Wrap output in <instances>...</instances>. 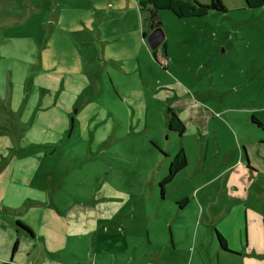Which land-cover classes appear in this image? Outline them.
Listing matches in <instances>:
<instances>
[{
    "label": "crops",
    "instance_id": "0c3cea01",
    "mask_svg": "<svg viewBox=\"0 0 264 264\" xmlns=\"http://www.w3.org/2000/svg\"><path fill=\"white\" fill-rule=\"evenodd\" d=\"M118 4L133 11L134 7H138L136 0H121L101 2L100 9L118 7ZM86 6L88 8L90 5ZM89 17L93 20L94 15ZM150 29H153L151 25ZM101 36L103 33L100 31L99 38ZM149 50L151 52L150 47ZM102 51L100 59L93 64L105 70V65L110 63L113 68L111 72L119 74L122 70L121 59L116 55L106 59L105 49ZM46 63L47 66L41 56L40 65L33 66L34 72L28 75L25 69L21 76L19 72L18 77L11 78L7 93L0 101V120L7 124L0 125V135L8 140L0 145V152L6 155L2 162L7 169V181L0 189V264H192L195 254L198 259L206 260L207 264H220L221 259L230 260V264H250L252 260L256 264H264V247L256 244L252 248L250 241L251 233L258 235L260 221L264 226V212L249 210L248 201L242 196L238 200L236 195H231L226 201L227 205L214 208V203L218 205L216 201H208V197L199 194V187L204 182L213 183L225 170H233L230 177L235 179L242 177L246 171H253L249 167L252 162H249L247 154L250 153L246 145L235 138L233 130L226 123H218L229 132L222 142L218 139L221 129L210 126L203 113L196 114L193 110L191 118L182 116L180 107L175 105L176 97L167 94L170 91L166 87L168 84L165 83L153 94V97L165 101L166 106L171 107L183 123L186 120L187 123L195 121L197 124V127L192 125L189 128V133L196 136L197 152L195 161L191 163V172L187 173L190 164L186 162L161 195L159 182L167 176L173 156L181 149L186 152L182 137L175 144L162 141L163 134L169 133L167 110L163 113V122L160 121L158 126L156 123L150 124L147 104L151 96L136 86L125 89V84L119 83L117 78L114 86L118 88L119 84L117 98L120 103L123 105L126 101L133 104L134 111H128L131 127L126 133L123 132L124 119L121 113L118 114V103L112 98L108 111L100 107L88 120L90 127L86 138L89 146L86 153H80L81 150L76 151L71 144L75 125L73 113L80 108L76 103L83 102L77 84L79 79L87 80L88 70H84L82 64L78 66L74 63L68 64L63 74L54 59L51 62L46 60ZM86 64L90 65L88 62ZM110 78L113 81L114 78ZM177 101L180 106L179 99ZM181 102L184 105L185 102ZM6 114L13 119L12 127L7 123ZM159 114L163 116L162 112ZM243 117L236 120L244 125L248 115ZM256 119L263 128L264 120L261 117ZM225 120L228 122L230 119L226 117ZM105 122H112V126H104ZM258 132H255L256 138H264ZM128 139H131V150L136 153V156L132 155L133 162L138 167V183L135 191L130 192L118 186L117 178L111 179L105 168L103 175L93 172L96 162L93 155L96 153L103 155L104 166L112 162L122 163L123 156L130 154L122 147L123 140ZM153 142L169 156H159ZM228 144L231 149L225 152L222 163L216 164L215 151L222 150ZM208 155H211V160L204 165ZM214 168L222 170L214 172L205 181L197 178L196 184L190 185L189 192L171 196L172 204L179 205L178 209L160 210V200L173 189L171 183L179 185L188 182L199 173L206 174L214 171ZM76 184L79 185L82 201L78 204L74 201ZM96 199L100 210H92V201ZM124 199L129 200L131 210H124L128 204ZM193 203L196 210L191 211L190 227L181 232L176 240L170 220L177 219L183 223L184 210L180 209ZM208 203L211 204L207 207ZM160 217L169 221V237L162 233V225L156 223ZM203 217L205 223L212 224V228L223 235L226 248L221 247L213 237V229L210 237L198 239ZM16 222L24 224L30 232L17 231ZM251 237L256 238L252 234Z\"/></svg>",
    "mask_w": 264,
    "mask_h": 264
},
{
    "label": "rangeland",
    "instance_id": "374dc122",
    "mask_svg": "<svg viewBox=\"0 0 264 264\" xmlns=\"http://www.w3.org/2000/svg\"><path fill=\"white\" fill-rule=\"evenodd\" d=\"M107 1L109 3L121 0H0V101L2 102L1 97L7 93L6 88L9 87L11 78L18 77L19 72L21 76L25 69L28 70V75L34 72L33 66L40 65L41 56L46 66V60L51 62L54 59L63 74L66 73L63 71H66L68 64H82V68L88 70L87 80L79 79L77 84L79 97L83 98V102L76 103L80 107L78 112L73 109L75 125L71 144L76 151L86 153L89 146L86 134L90 127L87 122L100 107L108 111L112 98L118 103V114L121 113L124 119L123 132L126 133L131 127L128 111H134L133 104L126 101L123 105L120 103L117 98L119 84L118 88L114 86L117 78L119 83L125 84V89L136 86L151 96L147 104L148 120L150 124L156 123L157 126L160 121H164V114L171 107L166 106L165 101L153 97V94L166 83V87L170 89L167 94L176 97L175 105L180 107L182 116L191 118L193 110L196 114L203 113L210 126L221 129L218 139L222 142L229 132L223 130L224 127H220L218 123L222 121L233 130L235 138L244 143L250 153L247 156L249 162H252L249 167L253 171H246L242 177L235 179L230 177L233 170L221 172L222 168H214L212 172L199 173L188 182H181L179 185L171 183L173 189L163 200L158 197L162 204L160 210L178 209L179 205L171 202L172 195L189 192L190 185H195L197 178L199 181H205L210 175H214V172H221L220 177L213 183L204 182L203 186L199 187L200 195L208 197V201H216L218 205L214 203V208L227 205L226 201L231 195H236L238 200L242 196V199H247L249 210L252 208L264 212V138L259 140L255 134L259 130L258 134L263 137L264 127L261 128L252 121L253 117H261L264 120V6L249 8L243 0H222L224 11L210 10L201 17L189 18H179L170 10H159L157 20L164 34L165 44L162 43L156 48L158 58L162 60L157 62L149 50L146 36L143 37L142 31H145L146 35L151 31V22L146 13L140 12L137 6L133 11L130 7H120V4L114 8L100 9L101 2ZM198 1L209 3L210 0ZM86 5L90 6L87 8ZM92 15L93 20L89 17ZM100 31L103 37L99 38ZM103 49L106 59L115 55L121 59L122 70L119 74L111 72L113 68L110 63L105 65V70L93 64L100 59ZM90 57L93 59L90 60ZM87 62L90 65H87ZM110 77L114 78L113 81ZM157 81L161 83L158 84ZM14 93L17 94V90ZM181 101L185 102L184 105ZM159 112L164 113L163 116ZM245 115H248L247 123L244 124L246 126L236 120L239 117L244 118ZM6 116L9 127H12L13 119L9 118V114ZM226 117L230 119L228 122ZM248 121H251L250 125ZM198 123L201 125L200 120ZM0 125L7 124L0 120ZM103 125L111 127L112 122H105ZM183 125L185 129L181 132L167 127L169 133L163 134L162 141L175 144L179 138H183L185 156L190 164L187 173H190L191 163L195 161L197 152L196 136L189 133V128L192 125L197 127V124L195 121L187 123L185 120ZM131 139L122 142L123 150L130 153L123 156L122 163L112 162L104 166L103 155H93V160L96 161L94 174L103 175L105 168L111 179L116 177L118 186L129 192L135 191L138 183V167L134 164L132 156H136V153L131 150ZM7 142V137L0 135V145ZM153 145L159 156H169L154 142ZM229 149V144L220 151L216 152L215 149L214 162L222 163L225 152ZM3 156L6 159V155L0 152V189L7 181ZM210 160L211 155H208L204 165ZM78 184L74 187V201L77 204L82 202ZM124 201L128 203L124 210H131L129 200ZM131 204H134V197ZM210 204L208 203L207 207ZM200 208L198 205V209ZM92 210H100L98 199L92 201ZM180 210H184L183 223L177 219L170 220L176 240L181 232L190 227L191 211L196 210V205L193 203ZM156 223L162 225V233L167 237L171 235L169 221L160 217ZM211 229L213 237L217 239L215 228H212V224L205 223L203 217L198 239L210 237ZM251 234L256 238L252 239ZM251 234V247L255 248L256 244L258 247H264V226L261 221L258 235ZM99 240L101 241V237ZM230 262L221 259L220 264ZM192 264L207 262L198 259L195 254ZM250 264L256 263L252 260Z\"/></svg>",
    "mask_w": 264,
    "mask_h": 264
},
{
    "label": "trees",
    "instance_id": "16d2710c",
    "mask_svg": "<svg viewBox=\"0 0 264 264\" xmlns=\"http://www.w3.org/2000/svg\"><path fill=\"white\" fill-rule=\"evenodd\" d=\"M138 9L142 13H146L147 17L151 22L153 28L159 27V21L157 20V14L159 10H170L175 16L179 18H189V17H201L207 14L210 10L224 11L225 6L222 0H210L209 3H202L198 0H136ZM245 5L249 8H259L264 6V0H243ZM146 33L143 32V37ZM165 44V42L163 43ZM151 54L157 62H162L158 58V52L156 49H151ZM253 123L262 127L261 122H259L255 117H253ZM167 125L171 130H177L181 132L184 128L183 122L179 117L170 109H167ZM187 159L183 149L177 152L168 169L167 176L159 182L160 194L163 195L165 187L172 180V178L181 171L186 165ZM16 228L18 230H25L30 232V229L20 222H16ZM216 238L221 247L226 248L227 243L223 235L218 231L214 230ZM17 241L14 244L16 247Z\"/></svg>",
    "mask_w": 264,
    "mask_h": 264
},
{
    "label": "water",
    "instance_id": "95a60500",
    "mask_svg": "<svg viewBox=\"0 0 264 264\" xmlns=\"http://www.w3.org/2000/svg\"><path fill=\"white\" fill-rule=\"evenodd\" d=\"M164 34L160 27L153 28L146 36V41L151 49H156L163 42ZM246 163L248 159L246 157Z\"/></svg>",
    "mask_w": 264,
    "mask_h": 264
}]
</instances>
